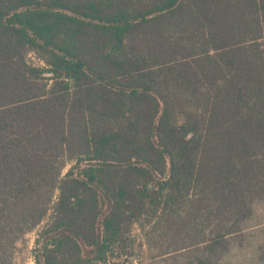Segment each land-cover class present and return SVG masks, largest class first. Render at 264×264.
Returning a JSON list of instances; mask_svg holds the SVG:
<instances>
[{
    "label": "trees",
    "instance_id": "16d2710c",
    "mask_svg": "<svg viewBox=\"0 0 264 264\" xmlns=\"http://www.w3.org/2000/svg\"><path fill=\"white\" fill-rule=\"evenodd\" d=\"M259 208L264 0H0V264H264Z\"/></svg>",
    "mask_w": 264,
    "mask_h": 264
},
{
    "label": "rangeland",
    "instance_id": "374dc122",
    "mask_svg": "<svg viewBox=\"0 0 264 264\" xmlns=\"http://www.w3.org/2000/svg\"><path fill=\"white\" fill-rule=\"evenodd\" d=\"M28 59L31 63L35 65H41L42 63L38 61V59L33 55L32 53L29 54ZM257 218L261 219V221H264V210L262 208H259L257 210ZM44 226V223L41 224L38 228H36L34 231L27 234L24 238V240L17 245L16 253H15V260L16 262H21L24 264H34L32 253L31 251L34 248V241L36 239L38 231ZM100 227V226H99ZM131 237L135 240V246H138L140 243H143V246L141 249L138 247L136 248V256L134 255V258H136V264H169L167 261H164V259L161 260H151L147 254V246L144 244V238L142 232L138 229V227H133V230L131 232ZM253 243L261 244L264 242V234L257 232V236L252 240ZM91 249L89 248H83L84 256H90ZM250 251L249 248L244 250H235L230 255L227 256L226 260L233 264H245L246 260V252ZM121 264V263H120Z\"/></svg>",
    "mask_w": 264,
    "mask_h": 264
}]
</instances>
